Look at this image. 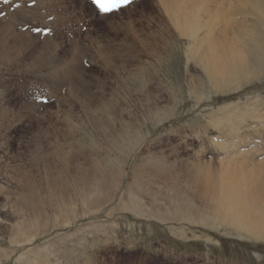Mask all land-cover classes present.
Wrapping results in <instances>:
<instances>
[{
	"label": "rangeland",
	"instance_id": "1",
	"mask_svg": "<svg viewBox=\"0 0 264 264\" xmlns=\"http://www.w3.org/2000/svg\"><path fill=\"white\" fill-rule=\"evenodd\" d=\"M222 1L133 0L104 14L91 0H0V205L27 177L43 186L53 182L62 198L56 178L70 177L69 170L73 194L80 164L101 161L122 176L109 200L76 205L71 216L79 217L53 235L18 245L1 239L0 250L9 257L0 264H15L26 251L36 259L41 252L32 248L46 245L54 251L50 264H264V234L209 215L193 221L149 216L162 206L172 211L170 195L186 188L201 206L204 180L223 183L244 170H253L248 178L264 172V30L257 32L263 60L249 78L231 73L210 83L207 70L224 56L226 35L236 32L219 23L211 44L195 41L193 47L190 31L174 23L190 9L203 17L227 10L230 0ZM235 11L229 20L243 18ZM147 108L161 119L147 120L129 159L117 154L114 137L101 136L100 126L110 128L113 112L141 117ZM71 151L74 157H63ZM140 171L142 214L124 207L132 202L126 185ZM0 219L11 216L0 212Z\"/></svg>",
	"mask_w": 264,
	"mask_h": 264
},
{
	"label": "bare ground",
	"instance_id": "2",
	"mask_svg": "<svg viewBox=\"0 0 264 264\" xmlns=\"http://www.w3.org/2000/svg\"><path fill=\"white\" fill-rule=\"evenodd\" d=\"M222 2V5H224L226 3V0ZM227 8V10L225 9L222 12L208 14L206 13V16L204 17L200 14L202 12H200L199 10L190 9L182 11L181 15L178 14L174 18V23L178 29L190 31V37L194 39L193 47L196 44L195 41H197V46L200 43H203L205 45L211 44V39L215 38H210V36L213 34L212 30H214L219 23H222L223 29H233L232 33L236 32V38H230L231 36L226 35V39L221 45L223 46L221 47V49H223L225 52L224 56L219 55V59H217L216 62L214 60V64L217 63L216 65H214L215 67L212 66L210 70H207L206 75L210 83H215L222 75H231V73L235 74L244 72V75H247L246 77L249 78L252 75L251 71H253L255 66L259 65L263 60L261 59L262 56H260V49L263 45V39L262 37H260V35H257V32L261 29L264 30V0H230ZM234 11L238 14H243V16L241 15V17L243 18L240 20L239 17H235L236 19L229 20L230 14ZM237 19H239L240 21H237ZM9 26L7 25L6 27L9 28ZM215 43L213 42L214 46L212 50H215ZM46 44L47 43L43 45L46 46ZM242 45L245 46L242 47ZM197 46L196 48H198ZM199 50L200 48L197 49V51ZM40 52H43V49ZM255 53H257L256 56ZM188 59H190V57H188ZM67 63H69V61ZM71 74H73V72ZM193 84L191 87L192 89H195L196 86L200 85L201 83L199 82V84ZM82 88L84 89V87ZM71 90L72 92L75 91L73 89ZM89 96L90 94H88L86 98L87 102L91 104L94 98H92L93 96ZM108 104L109 103H107V105ZM105 105L104 107H106ZM109 105L110 107H114V105L111 103ZM146 111L147 115L141 116L140 114L141 117L137 116V114L135 115V113L131 115V112L129 113V115H124L122 111L120 113L113 112L114 117L109 123L110 128L109 126L106 127L101 125L100 130L102 131V135H100L105 137L109 136L110 138L107 139L108 141L109 139L114 137V139L110 141V145L112 146L113 144L114 149L116 148L117 150H120L117 154H129L127 155V159H129L131 154L135 153L137 149V143L141 139H143L140 136L142 135V133H144L147 125L145 123L147 122V120L150 119L151 121H155L161 119V117H159L160 119H156V115H153L151 108H147ZM160 113L162 114V116L166 114L165 112ZM118 116L120 117L119 130V126L117 127L115 123V120L118 119ZM245 119L246 118H244V120ZM131 145H133V148ZM73 154L74 153L71 151L70 153L63 154V157H74ZM228 165H230V163ZM78 167L79 169L77 171ZM78 167L75 169L73 175L76 177L77 171V183L74 185L73 194L70 191V187L72 185V183L70 182L72 171L69 170L70 177L62 179L65 176H63V174H60V176H58L60 179L56 178V182L58 183V185L61 183L59 185L60 191L63 190V192H65L64 195L61 194L62 198L59 197L60 193H55V189L52 188L51 185L53 182H49L47 186H43V184L40 185L31 177H27L22 182L20 181V183H17L18 187L20 186L19 191L14 192L12 190L8 194L6 193L8 196V198L6 197L8 201H5L4 203H2V205H0V212L8 213L11 216V220L4 221L0 219V240H8L9 242L18 245L21 244V242L30 243L32 240L38 237L42 238L44 236H51L54 233L58 232L59 229L63 228L64 226L66 227L71 222L75 221L77 217H79L78 214H74L75 216H71L73 215V211L75 210L74 208L76 205L88 202L90 205L93 202H96V204L98 203L100 205V203L109 200L111 198V191L117 190L118 185L120 186L121 184L122 176L118 175L119 172L112 170L108 171L104 169L101 161L99 164L87 166V168H85L81 164ZM199 170L201 169L198 168V171ZM251 170H244L246 172H244L242 176L239 177V179V174L236 177L235 175H233L231 179H225L223 183L218 182V180H204L205 182H202L200 180V177H197V181L204 183L203 187L201 188L202 190L200 189V199L202 202L201 206H196L194 204L193 198L196 196H194L195 194L190 193L189 188H181L182 191L177 190L178 192H173L169 197L168 202L172 211L168 212L160 210L161 208H163V206L159 210L154 207L155 210L152 209V211L149 212V216H156V218H160L162 221L179 220V218L193 221L202 219L204 216L209 215L216 221L228 223L232 222L236 225L243 226V228H247L251 231L253 230L256 233L264 234V172H258L257 176L255 175V177L253 178L246 177L245 174L253 173V170ZM63 171L65 172V170ZM141 172L142 171L136 173V176H134L135 179L127 183L126 187L132 194V202L124 206L129 210L139 212L138 214H142L140 209L141 199L139 200V187H142L145 177L143 176L144 173L142 174ZM80 173H82V175L78 176V174ZM254 173L256 174V171ZM2 174L3 173L0 174V181L4 179V175ZM191 191L196 192L193 188ZM4 192V189L0 187V196L3 195ZM13 194H15V197L17 199L11 201L10 198ZM149 198L153 203V201L156 199V196L152 195ZM32 250L40 251L44 256L40 254L39 257L33 259L32 257H30L28 251H26L25 253H21L18 256L15 264H50L49 257L53 255L54 251L52 250V248H50L49 245H46V247L43 248L34 247L32 248ZM7 257H9V255L0 250V258Z\"/></svg>",
	"mask_w": 264,
	"mask_h": 264
},
{
	"label": "snow or ice",
	"instance_id": "3",
	"mask_svg": "<svg viewBox=\"0 0 264 264\" xmlns=\"http://www.w3.org/2000/svg\"><path fill=\"white\" fill-rule=\"evenodd\" d=\"M132 2L133 0H92V3L104 14L119 11L122 7L130 5Z\"/></svg>",
	"mask_w": 264,
	"mask_h": 264
}]
</instances>
